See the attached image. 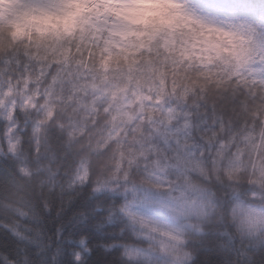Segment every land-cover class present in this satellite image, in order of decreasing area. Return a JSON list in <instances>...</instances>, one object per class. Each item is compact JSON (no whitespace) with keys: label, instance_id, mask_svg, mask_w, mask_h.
I'll return each instance as SVG.
<instances>
[{"label":"clouds","instance_id":"9594fccd","mask_svg":"<svg viewBox=\"0 0 264 264\" xmlns=\"http://www.w3.org/2000/svg\"><path fill=\"white\" fill-rule=\"evenodd\" d=\"M0 264H264V0H0Z\"/></svg>","mask_w":264,"mask_h":264}]
</instances>
